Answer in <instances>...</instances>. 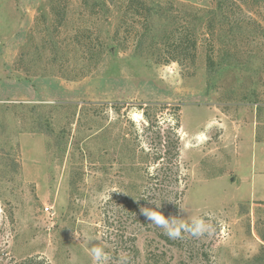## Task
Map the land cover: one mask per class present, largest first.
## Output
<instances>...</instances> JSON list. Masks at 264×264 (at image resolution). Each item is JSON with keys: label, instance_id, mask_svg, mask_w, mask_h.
<instances>
[{"label": "rangeland", "instance_id": "rangeland-1", "mask_svg": "<svg viewBox=\"0 0 264 264\" xmlns=\"http://www.w3.org/2000/svg\"><path fill=\"white\" fill-rule=\"evenodd\" d=\"M141 1L0 0V264H92L176 137L179 206L216 231L141 230L139 264H264V0Z\"/></svg>", "mask_w": 264, "mask_h": 264}, {"label": "trees", "instance_id": "trees-1", "mask_svg": "<svg viewBox=\"0 0 264 264\" xmlns=\"http://www.w3.org/2000/svg\"><path fill=\"white\" fill-rule=\"evenodd\" d=\"M129 0L130 5L145 4L141 0ZM145 12L146 7L144 8ZM152 122H150V127ZM171 148L163 153H156L154 163L159 165L155 173L145 175L143 189L137 200L130 202L129 198L120 193H112L104 202L102 213L104 224L108 232V243L110 247H105V251L112 256L110 264H116L117 258L121 252L130 253L132 264H139L140 251L137 247V235L141 230L152 231L165 243H171V240L163 234L160 228L155 227L141 212V208H156L154 203L160 202L161 211L166 217L178 215V206L183 194L180 188V170L178 169V137L173 143L168 142ZM167 146V147H168ZM173 149V152L171 151ZM171 181L174 186L171 189ZM151 200V202H148ZM153 201V203H152ZM167 207V208H166ZM109 213V215H108ZM164 252L158 254L151 252L149 260L151 264H158ZM10 264H51L44 256L28 255L11 262ZM165 264V263H164ZM167 264V263H166Z\"/></svg>", "mask_w": 264, "mask_h": 264}, {"label": "clouds", "instance_id": "clouds-1", "mask_svg": "<svg viewBox=\"0 0 264 264\" xmlns=\"http://www.w3.org/2000/svg\"><path fill=\"white\" fill-rule=\"evenodd\" d=\"M154 204L156 208H141V212L155 227L160 228L163 234L170 240H183L185 237L201 239L205 236L213 235L216 231L214 223L200 215L189 216L188 209L184 206H178L181 215L166 217L158 210L160 202ZM183 213H187V217H189L187 220L182 218ZM87 244L89 245L87 247V254L92 264H110L113 258L105 251V247L94 245L92 237H87ZM116 264H132L131 254L121 252Z\"/></svg>", "mask_w": 264, "mask_h": 264}, {"label": "crops", "instance_id": "crops-1", "mask_svg": "<svg viewBox=\"0 0 264 264\" xmlns=\"http://www.w3.org/2000/svg\"><path fill=\"white\" fill-rule=\"evenodd\" d=\"M2 61H4V60H2ZM256 143L259 144V147H261L262 151L264 152V143H258V142H256L255 139H254V143L252 145V150L257 145ZM262 161H263V167L261 168V170L258 171V173H260V174H264V158L262 159Z\"/></svg>", "mask_w": 264, "mask_h": 264}]
</instances>
